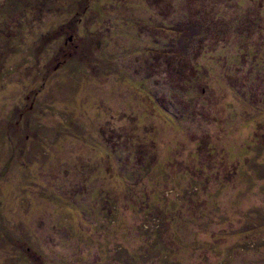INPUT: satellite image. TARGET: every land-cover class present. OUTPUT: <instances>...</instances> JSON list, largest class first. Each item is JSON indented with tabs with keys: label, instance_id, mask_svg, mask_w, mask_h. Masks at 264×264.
<instances>
[{
	"label": "rangeland",
	"instance_id": "obj_1",
	"mask_svg": "<svg viewBox=\"0 0 264 264\" xmlns=\"http://www.w3.org/2000/svg\"><path fill=\"white\" fill-rule=\"evenodd\" d=\"M0 264H264V0H0Z\"/></svg>",
	"mask_w": 264,
	"mask_h": 264
},
{
	"label": "trees",
	"instance_id": "obj_2",
	"mask_svg": "<svg viewBox=\"0 0 264 264\" xmlns=\"http://www.w3.org/2000/svg\"><path fill=\"white\" fill-rule=\"evenodd\" d=\"M150 165L152 166L151 163H150ZM150 165H149L148 163L146 164L147 167L149 166V167H148L149 169H150V167H151ZM142 168H144V166H143Z\"/></svg>",
	"mask_w": 264,
	"mask_h": 264
}]
</instances>
